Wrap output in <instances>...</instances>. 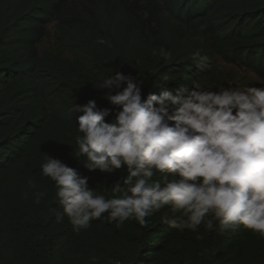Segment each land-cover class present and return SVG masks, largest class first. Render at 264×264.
I'll use <instances>...</instances> for the list:
<instances>
[{"label":"trees","instance_id":"obj_1","mask_svg":"<svg viewBox=\"0 0 264 264\" xmlns=\"http://www.w3.org/2000/svg\"><path fill=\"white\" fill-rule=\"evenodd\" d=\"M79 2L70 9L68 0H0V264H264V237L242 225L221 233L215 220L211 230L202 223L180 231L162 220L181 217L168 206L145 225L132 218L117 226L105 212L77 230L40 167L47 155L58 158L111 198L126 166L90 171L73 156L82 112L72 109L94 100L113 110L110 122L118 107L100 86L116 72L139 82L144 100L160 93L164 78L173 93L192 80L204 83L218 56L264 86V0ZM52 21V49L41 51ZM161 48L171 59L159 55ZM197 51L210 57L211 68L196 67ZM37 192L45 193L39 203Z\"/></svg>","mask_w":264,"mask_h":264},{"label":"clouds","instance_id":"obj_2","mask_svg":"<svg viewBox=\"0 0 264 264\" xmlns=\"http://www.w3.org/2000/svg\"><path fill=\"white\" fill-rule=\"evenodd\" d=\"M159 55L171 59L163 48ZM191 58L197 68H211L210 57L197 51ZM167 83L157 82L160 93L142 100L132 77L108 76L100 88L118 107L110 122L105 117L113 110L94 100L73 105V112H82L73 156L90 171L126 166L127 174L113 182L106 198L88 186V177L47 155L41 172L55 182L63 215L77 230L105 212L117 226L132 218L145 225L146 217L168 206L181 217L162 220L180 231L202 223L211 230L215 220L221 233L242 225L264 237V86L228 84L213 91L192 80L173 93ZM157 173L160 179L153 180ZM44 195L37 192L35 202Z\"/></svg>","mask_w":264,"mask_h":264},{"label":"rangeland","instance_id":"obj_3","mask_svg":"<svg viewBox=\"0 0 264 264\" xmlns=\"http://www.w3.org/2000/svg\"><path fill=\"white\" fill-rule=\"evenodd\" d=\"M68 8L73 9L80 5L79 0H68ZM54 21L47 25V34L39 43L38 47L41 51L51 50L53 45ZM228 84L233 86H262V81L252 71L247 70L239 65L227 63L220 57L213 58V67L210 75L204 80L206 87L217 90V87H227Z\"/></svg>","mask_w":264,"mask_h":264}]
</instances>
